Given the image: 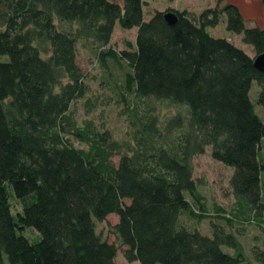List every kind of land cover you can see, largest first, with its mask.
Returning <instances> with one entry per match:
<instances>
[{"label": "trees", "instance_id": "trees-1", "mask_svg": "<svg viewBox=\"0 0 264 264\" xmlns=\"http://www.w3.org/2000/svg\"><path fill=\"white\" fill-rule=\"evenodd\" d=\"M145 4L0 0V264H116L120 247L97 228L113 213L130 262L264 264V246L248 254L233 229L237 220L264 228V116L252 97L257 82L264 108V72L244 49L209 30L226 15L228 30L243 34L258 55L264 26L249 27L227 0L199 16L173 10L175 25L168 10L146 19ZM118 23L138 28L135 44L123 50L111 46ZM79 42L96 50L129 106L155 100L185 111L162 118L133 106V140L119 141L94 121L80 125L72 105L90 87ZM208 147L233 168L235 204L232 214L217 206L224 224L212 222L204 233L183 216L213 220L195 178L194 159ZM12 193L24 202L17 213ZM28 228L41 239L32 241Z\"/></svg>", "mask_w": 264, "mask_h": 264}, {"label": "rangeland", "instance_id": "rangeland-1", "mask_svg": "<svg viewBox=\"0 0 264 264\" xmlns=\"http://www.w3.org/2000/svg\"><path fill=\"white\" fill-rule=\"evenodd\" d=\"M227 1L235 3L241 8L249 27L264 26V8L260 0ZM145 2L146 19H150L157 10H168V12L169 10H186L191 15L199 16L202 11L208 7H215L217 4V0H145ZM209 30L214 36L226 37L235 45L244 49L251 57H256V50L251 44L244 41L243 34L228 30L226 15L222 17L219 25L210 27ZM137 32L138 28L125 29L118 23L113 34L111 46L117 50L128 48V43L135 44ZM77 54L78 63L90 87L87 96L76 100L72 105L71 111L80 125L83 126L86 121H94L100 129L110 130L115 139L119 141L133 140L134 132L137 129L134 122L136 121L134 118L135 114L131 109L133 106H137L138 111L144 108L149 113H160L162 118L172 117L181 110L185 111L179 105L155 100H148L143 103L141 100L135 99L128 101L131 104L129 106L127 102L123 101L119 90L114 87L112 79L101 66L96 50L90 44L86 45L83 42H79ZM112 69V72H115L117 77L122 74L119 68L113 66ZM259 92L260 86L255 82L252 89V97L257 104L258 112L264 116L263 106L257 103ZM73 143L77 147L87 148V144L79 139L73 138ZM260 158L264 161V140L262 142ZM114 159L116 162H119L120 157L116 156ZM194 163L195 178L198 181L203 201L206 204V212L210 214L209 217H213V220L208 218L200 220L184 215L183 223L193 228L197 227L204 233H211L212 222L224 224L223 220L216 217L217 206L225 208L232 214L235 204V197L230 184L233 168L215 160L212 156L211 147H208L205 153L197 155ZM8 189L9 191L12 190L11 186H8ZM11 203L14 213L23 209L24 202L17 199L14 193L11 194ZM119 220L117 214H110L106 221L97 222L98 231L120 247L116 264H140L139 262H130L124 255V250L127 247L120 244L114 232V226ZM233 229L244 243L248 254H251L254 247L264 246V228L256 223L237 220ZM26 235L32 241H39L41 239V235L33 228H28ZM226 249L231 251L229 248Z\"/></svg>", "mask_w": 264, "mask_h": 264}, {"label": "water", "instance_id": "water-1", "mask_svg": "<svg viewBox=\"0 0 264 264\" xmlns=\"http://www.w3.org/2000/svg\"><path fill=\"white\" fill-rule=\"evenodd\" d=\"M165 18L172 25H175L179 21V17L174 11L167 12ZM254 58L256 67L264 72V53L258 54Z\"/></svg>", "mask_w": 264, "mask_h": 264}]
</instances>
